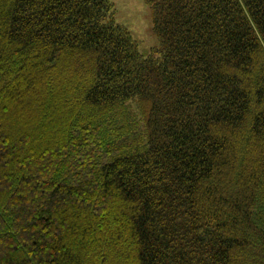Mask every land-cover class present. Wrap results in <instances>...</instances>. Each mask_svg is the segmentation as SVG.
<instances>
[{
    "label": "trees",
    "instance_id": "trees-1",
    "mask_svg": "<svg viewBox=\"0 0 264 264\" xmlns=\"http://www.w3.org/2000/svg\"><path fill=\"white\" fill-rule=\"evenodd\" d=\"M0 0V264H264V0Z\"/></svg>",
    "mask_w": 264,
    "mask_h": 264
},
{
    "label": "rangeland",
    "instance_id": "rangeland-1",
    "mask_svg": "<svg viewBox=\"0 0 264 264\" xmlns=\"http://www.w3.org/2000/svg\"><path fill=\"white\" fill-rule=\"evenodd\" d=\"M115 20L125 27L135 41L139 52L147 55L158 41L153 32L152 12L144 0H113Z\"/></svg>",
    "mask_w": 264,
    "mask_h": 264
}]
</instances>
